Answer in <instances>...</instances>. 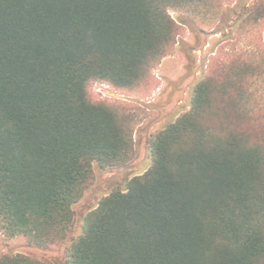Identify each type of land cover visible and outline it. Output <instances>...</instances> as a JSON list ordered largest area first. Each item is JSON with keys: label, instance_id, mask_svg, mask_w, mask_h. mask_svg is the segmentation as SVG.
Wrapping results in <instances>:
<instances>
[{"label": "trees", "instance_id": "obj_1", "mask_svg": "<svg viewBox=\"0 0 264 264\" xmlns=\"http://www.w3.org/2000/svg\"><path fill=\"white\" fill-rule=\"evenodd\" d=\"M222 10L221 0H0V230L38 247L67 239L95 164L135 154V121L91 84L149 87L191 15L220 24ZM231 11L241 31L264 28V0ZM148 148L150 168L84 215L66 263L264 264L262 39L216 60ZM0 264L46 263L3 253Z\"/></svg>", "mask_w": 264, "mask_h": 264}, {"label": "rangeland", "instance_id": "obj_2", "mask_svg": "<svg viewBox=\"0 0 264 264\" xmlns=\"http://www.w3.org/2000/svg\"><path fill=\"white\" fill-rule=\"evenodd\" d=\"M221 1L224 11L222 23L212 24L208 22L211 21L209 19L202 20L191 15L188 25L184 26L179 36L174 53L165 57L155 68L149 87L132 92L117 90L115 96L104 97L98 90L103 82L91 84L90 92L94 99L123 106L125 113L135 121L136 147L133 159L127 165L115 168H101L95 164L91 184L74 205L75 220L67 239L48 247H38L24 236L9 237L0 230V256L3 253H20L46 264H67V247L81 233L84 215L103 196L115 189L125 188L129 178L150 168L152 157L148 148L149 138L190 109L193 85L204 77L216 60L248 44L258 43L260 38L264 42V28L253 35L251 28L241 31L236 25V14L231 11L236 0ZM248 2L251 4V0ZM171 12L177 18V12Z\"/></svg>", "mask_w": 264, "mask_h": 264}, {"label": "built area", "instance_id": "obj_3", "mask_svg": "<svg viewBox=\"0 0 264 264\" xmlns=\"http://www.w3.org/2000/svg\"><path fill=\"white\" fill-rule=\"evenodd\" d=\"M156 75L159 76L158 73ZM98 90L101 92V94L104 97H112V96H115L117 94L116 91L118 89L114 88L111 84H109L107 82H103V83L100 84V87L98 88Z\"/></svg>", "mask_w": 264, "mask_h": 264}]
</instances>
